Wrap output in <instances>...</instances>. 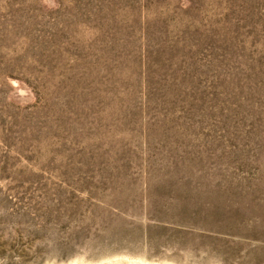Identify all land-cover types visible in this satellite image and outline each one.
Wrapping results in <instances>:
<instances>
[{
    "label": "rangeland",
    "instance_id": "1",
    "mask_svg": "<svg viewBox=\"0 0 264 264\" xmlns=\"http://www.w3.org/2000/svg\"><path fill=\"white\" fill-rule=\"evenodd\" d=\"M0 264H264V0H0Z\"/></svg>",
    "mask_w": 264,
    "mask_h": 264
}]
</instances>
